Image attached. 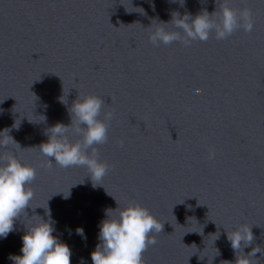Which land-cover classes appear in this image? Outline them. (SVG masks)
Segmentation results:
<instances>
[{
    "label": "water",
    "instance_id": "95a60500",
    "mask_svg": "<svg viewBox=\"0 0 264 264\" xmlns=\"http://www.w3.org/2000/svg\"><path fill=\"white\" fill-rule=\"evenodd\" d=\"M182 3L0 0V131L20 144L0 148V164L15 156L36 168L27 214L0 238V264L22 255L26 227L48 219V204L72 264H92L105 209L133 203L163 225L144 264H236L242 251L264 252V0H229L251 10V32L217 39L213 30L187 45L182 29L162 22L207 11L219 23L224 0ZM161 27L181 39L154 44ZM88 95L104 100L99 119L112 113L107 142L95 145L109 165L96 187L87 166L50 163L38 148L47 129L71 125L69 109ZM75 128L73 143L83 139ZM242 226L254 240L234 250L228 233ZM262 252L253 264H264Z\"/></svg>",
    "mask_w": 264,
    "mask_h": 264
},
{
    "label": "clouds",
    "instance_id": "9594fccd",
    "mask_svg": "<svg viewBox=\"0 0 264 264\" xmlns=\"http://www.w3.org/2000/svg\"><path fill=\"white\" fill-rule=\"evenodd\" d=\"M185 0H183V5ZM207 11L193 17L191 14L181 15L177 12L170 22L175 28L182 29L184 43L190 44L192 40L206 41L214 30L217 39H225L238 28L251 32L254 28L252 12L249 9L238 12L229 6V0H224L221 6L220 20L217 23L213 15ZM150 40L154 44L163 42L169 44L181 39L178 31H169L165 28H156L150 34ZM196 91H199L197 89ZM63 97V96H62ZM60 97L61 102L65 103ZM66 104V103H65ZM104 100L95 95L77 98L69 109L71 114V125L57 123L46 131L47 142L41 143L38 148L50 159L55 158V163L61 167L87 166L89 177L93 187L102 185L100 181L108 172L109 165L101 162L97 156L95 145L103 144L108 140V123L112 113L105 114V120L99 119ZM46 107V106H45ZM45 120H46V116ZM75 118V120L73 119ZM76 124L75 131L82 134L83 139L72 142L68 138L69 128ZM15 127V124L12 126ZM10 128L0 131V148H7L11 143L20 144L10 135ZM124 141H120L123 147ZM91 149V154L88 150ZM215 152L210 151L209 158H214ZM36 177V168L25 164L15 156H9L7 163L0 164V238H6L15 230V222L26 209L31 206L34 191L30 187ZM68 196L64 197L69 198ZM51 199V198H50ZM45 214L39 221L26 227L22 236V255L10 254L14 264H72V249L68 243L61 240L57 232V223L51 216L48 204ZM106 218L98 225V243L91 253L92 264H144L142 254L148 245L155 244L153 233H159L163 225L150 211L139 203L129 204L121 209H105ZM69 234L72 232L69 230ZM75 234L86 240L87 236L83 227H77ZM228 239L234 250L242 251L243 247L251 244L254 240L252 229L247 226L228 233ZM243 242V244H242ZM262 252L258 247L253 248L247 255L237 256L236 264H253L256 253ZM264 253V252H262ZM258 262V261H257ZM83 264V262H82ZM230 264V262H229Z\"/></svg>",
    "mask_w": 264,
    "mask_h": 264
}]
</instances>
